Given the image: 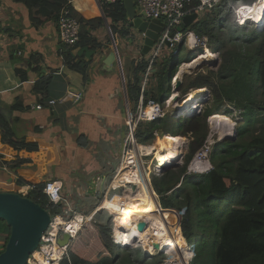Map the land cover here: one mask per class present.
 Returning <instances> with one entry per match:
<instances>
[{
  "label": "trees",
  "instance_id": "1",
  "mask_svg": "<svg viewBox=\"0 0 264 264\" xmlns=\"http://www.w3.org/2000/svg\"><path fill=\"white\" fill-rule=\"evenodd\" d=\"M14 1L26 7L34 26L44 22L40 16L57 21L66 2V0ZM257 1L221 0L206 10L188 28L197 37L207 38L208 48L218 53L223 69L216 73L208 70L184 74L178 91L183 97L189 89L207 88L211 94L212 104L209 106L206 104L197 115L173 118L165 114L155 120L141 122L135 130L137 141L141 144L153 141L154 130L160 131L161 134L188 137L187 151L183 157L184 164L179 172L176 174L170 167L163 168L160 176H152L150 180L153 190L159 195L162 207L184 210L180 229L189 243H195V255L190 264H264V126L258 132L252 129L257 122L264 120V117L258 118L259 113L264 115V27L244 30L246 23L237 22L235 12L240 4L252 8ZM197 4L198 0H193L187 9ZM102 9L113 32L116 31L115 24L126 23L124 6L120 1L102 3ZM243 19L245 21L249 18ZM79 22V40L66 48L65 58L71 69L84 72L88 63L83 62V58L88 57L91 61L98 46L89 27L92 22L103 25V21L96 18L90 21L80 19ZM4 29L1 24L0 32ZM185 31L186 29H183V32ZM122 34L129 35L128 30ZM233 43L239 48L231 47ZM77 46L79 59L74 60L71 51ZM178 57L179 47L171 62L168 60L159 63L156 71L151 73L157 80L156 91L146 87L141 91L149 59L141 54L140 58L131 62L129 72L126 71V87L134 114L135 106L141 97L144 107L149 98L161 103L168 98L171 91L169 80L164 87L163 95L158 97L159 75L168 66L172 76L176 69L173 64L177 62ZM189 60L191 56L183 61ZM155 66L156 61L153 62L152 68ZM46 80L41 78L35 84L34 90L40 95L46 87ZM235 88H239L238 94L233 92ZM257 88L262 91L261 100L255 96ZM226 103L241 110L242 127L237 128L236 125L235 139L219 141L212 146L208 157L213 165L210 171L194 175L186 173V166L193 158V154L206 140L207 118L212 114L231 115V109L223 108V104ZM0 134L1 140L13 147H27L29 150L37 148L36 145H28L24 141L15 142L9 127L1 123ZM143 173L147 178V171L144 168ZM20 183L18 181V184ZM32 185L33 188L25 196L47 209L50 214H56L62 209L63 205L51 203L43 193L45 182H34ZM142 185V188H145L146 199L141 194L137 199L127 197L131 202H118V212L114 215L118 219L123 212L125 213V220L121 226L135 213L137 205L141 203H148L152 206L151 210H157L155 206L153 209L156 201L150 196L155 193L147 180ZM101 206L109 209L116 207L108 200H103ZM162 214L164 216L168 213L162 211ZM111 220L109 217L104 224L87 221L69 249V262L64 258L59 264H142L146 255L141 249L126 251L110 240ZM0 222L4 223L2 220ZM6 228L5 243L10 231L8 226ZM199 231L201 234L197 235ZM179 243L184 244V241L171 243L170 247L174 248ZM123 246L128 247L124 242ZM187 253L184 256L188 262Z\"/></svg>",
  "mask_w": 264,
  "mask_h": 264
},
{
  "label": "crops",
  "instance_id": "2",
  "mask_svg": "<svg viewBox=\"0 0 264 264\" xmlns=\"http://www.w3.org/2000/svg\"><path fill=\"white\" fill-rule=\"evenodd\" d=\"M65 8L78 22L80 19L90 21L96 18L103 21V25L92 22L89 27L98 46L91 61L88 57L83 58V62L88 63L84 72L68 66L66 48L71 46L60 41L57 21L40 16L44 22L34 26L23 4L14 0H0V24L5 27L0 32V123L9 127L15 142L24 141L37 147L32 150L13 147L2 141L0 134V191L26 195L33 188L29 189V186H33L34 182L55 181L62 185L63 195L69 205L78 213L90 216L87 221L104 224L109 217L112 218L111 234L116 223L115 215L111 212H118L119 201L131 202L127 200L129 196L122 194H126L129 188L133 189L131 193L138 190L133 185L109 191H105V187L121 164L123 143L128 133L127 123L135 116L141 100L140 98L135 106L134 114V107L127 96L126 71L129 72L133 60L144 54V34L130 27L127 18L124 25L115 24L116 31L113 32L103 12L101 0H66L62 10ZM203 14H197L190 25ZM260 25L259 28L264 27ZM189 26L184 29L190 31ZM126 30L129 35L122 34ZM116 36L121 37L120 48H117ZM126 43L138 46V55H128L125 52ZM183 47L188 52V58L194 51L179 44V54ZM206 48L209 49L208 46ZM151 49L144 57L149 59ZM71 52L74 60H78V46ZM111 53H114L112 58ZM154 71L153 67L152 72ZM183 76L181 75V80ZM41 78L47 80L40 95L34 89ZM147 82L146 88L156 91L158 85L155 84L153 88V84L149 80ZM191 90L194 89H189ZM178 92L174 90V93ZM186 94L178 97V100H182ZM77 95L80 97L77 98ZM209 96L211 98V94ZM49 100H55V103L50 105ZM37 104H41L42 108H35ZM172 112L174 113V109ZM168 113L170 115L171 111L168 110L166 114ZM232 132V136H236L235 128ZM161 135L160 131L154 130L153 141ZM235 136L224 140H233ZM134 140L137 145L141 144L135 133ZM187 143L184 139L183 148L186 151ZM152 176L155 175L149 176L147 180L153 190L150 180ZM98 180L102 182L97 185ZM18 181L21 183L18 184ZM177 187L178 185L175 186ZM118 190L120 193H116ZM153 192L160 205L159 195L154 190ZM87 199L93 200L91 204H86L88 208L86 205L76 204V201L83 203ZM103 200H108L116 207L103 208ZM146 204L148 203L139 204L135 214L140 213L138 210L147 212ZM100 211L102 212L99 213ZM102 213L105 218L101 217ZM6 236V225L0 222V248L4 246ZM134 241L136 237L129 242L123 241L128 247L112 242L126 251L141 249L146 255L145 259L148 258L147 261L144 259L143 264H162L163 255L159 260L152 258L156 253H149L150 248L145 242H142L145 248L141 244V247L136 248V245L133 246ZM186 242L189 243L187 240ZM189 244L195 247V243Z\"/></svg>",
  "mask_w": 264,
  "mask_h": 264
},
{
  "label": "built area",
  "instance_id": "3",
  "mask_svg": "<svg viewBox=\"0 0 264 264\" xmlns=\"http://www.w3.org/2000/svg\"><path fill=\"white\" fill-rule=\"evenodd\" d=\"M102 3H113L117 0H101ZM221 0H198V4L196 6L190 7L193 0H134V4L139 9L140 13L143 14L148 19H160L163 22V30L161 35L159 36L156 44L152 47L149 57V65L145 71L143 76V81L141 85V91H144V88L147 85V81L151 77L152 73V65L153 62L156 61V56H158L159 50L163 45L166 47L173 49V54H177L178 49H175L176 46L182 44L190 51H195L198 48L202 47V50H207V38L202 37L198 38L191 31H181L179 29L180 24L182 22V18L190 12L204 13L206 10L212 8L214 5L218 4ZM237 22L240 23V18L237 17ZM79 28L80 24L78 20L73 17L67 8L63 9L57 19V32L60 41L66 45H73L79 40ZM171 31L174 33L172 34ZM201 46V47H200ZM210 58H214L217 56V53L211 52ZM206 91V94L203 96L202 102L206 99V95H208L209 91L206 88H203ZM77 98L80 96L77 95ZM172 98V97H171ZM170 99V98H168ZM55 100H49L48 104H54ZM166 106L168 101H165ZM35 108L41 109L42 105L37 104ZM230 108V107H229ZM232 109V108H230ZM202 111L201 106H198L195 112L192 115L200 114ZM239 115L241 116V110L238 109ZM167 113V109L161 106V102L154 100L153 98H149L146 102L145 107L142 104V97L140 103L138 105L136 114L132 119L127 123L128 133L124 139L123 149L121 154V164L114 174V177L109 181V183L105 187V191L126 188L133 185V187H138L140 185L139 179L136 176V166H135V157L133 156V149L136 140H134V133L139 123L144 121H152L157 118L163 117ZM191 115V116H192ZM213 116V114H212ZM211 118V115L207 118V121ZM231 132L226 136L232 135ZM208 136L206 137L207 140ZM206 140L204 141L202 147H205V151H207L208 146L206 144ZM140 148V158L143 161V166L148 170V176L155 175L158 176L162 173V168L157 170L154 169V154L148 153L146 151V147L149 146L147 144H139ZM199 149V151H200ZM152 154V155H151ZM151 155V156H150ZM195 155V154H194ZM197 155H201L200 153H196V155L191 159L190 164L188 166V171L186 173H206L210 171L213 166L209 169H204L203 162L201 160V156L198 158L197 163L192 166L194 158ZM121 175V177H119ZM124 175L125 177H123ZM123 177V178H122ZM147 180V179H146ZM148 181V180H147ZM102 181L98 180V184ZM149 183V182H148ZM33 186H29L31 189ZM43 193H45L49 199V201L53 204H61L62 209L56 213L51 214V221L43 233L40 243L37 249L29 256L26 264H59L61 260L66 258L69 262V249L75 240L77 234L81 227L85 224V222L90 218L89 215L78 213L75 211L70 205L68 200L64 197L62 191V185L57 184L55 181L47 180L43 187ZM25 196V194H24ZM105 196V195H104ZM160 208H162L160 206ZM164 211H167L168 215L165 218L159 219V222H162L161 225H157L158 227H154L152 224L148 225L145 230L147 233H150V236H147L145 239V244L149 243L150 252L154 251L157 254L163 255L162 264H186L182 261V256L188 251L189 260L187 264H190V261L194 257V245L189 244L186 241L185 248H178L176 251L172 250L171 252L166 247V243L164 241L166 238L173 233H177L183 237L181 231V215L183 212L162 208ZM160 210L157 209L152 214L148 215L150 219H158ZM152 231V232H149ZM161 232L162 241L157 240L158 233ZM63 233L69 235V239L63 245L59 244V240L62 238ZM110 237L113 242L123 246L122 241H117L114 235V229L112 230ZM185 240V238L183 237ZM163 243V244H162ZM141 244L142 247L145 248V244L136 239L133 242V246Z\"/></svg>",
  "mask_w": 264,
  "mask_h": 264
},
{
  "label": "water",
  "instance_id": "4",
  "mask_svg": "<svg viewBox=\"0 0 264 264\" xmlns=\"http://www.w3.org/2000/svg\"><path fill=\"white\" fill-rule=\"evenodd\" d=\"M120 2L124 6L128 25L144 34L142 51L147 54L155 41L158 40L159 34L163 30V22L160 19H148L143 14L138 13L134 0H120ZM196 17V12L186 14L182 18L179 29L188 27ZM262 25H264V20ZM113 56L114 53H111L110 58ZM173 66H177L176 61ZM173 76L169 73L168 80H171ZM180 80L181 78L174 82V90L176 92L181 84ZM172 99L179 102L177 95H174ZM234 136L227 138H234ZM131 190L133 189H127V191ZM0 220L10 228L7 241L0 252V264H26L29 256L37 249L41 237L51 221V214L47 209L27 196L18 192L1 190ZM143 228H145V223H140L139 230H143ZM68 239L69 235L63 233L62 238L58 242L63 245Z\"/></svg>",
  "mask_w": 264,
  "mask_h": 264
},
{
  "label": "rangeland",
  "instance_id": "5",
  "mask_svg": "<svg viewBox=\"0 0 264 264\" xmlns=\"http://www.w3.org/2000/svg\"><path fill=\"white\" fill-rule=\"evenodd\" d=\"M259 1V0H258ZM257 1V2H258ZM256 5V4H255ZM254 5V6H255ZM254 6L252 7L253 9H254ZM246 18H249V19H246L245 21H244V23H246L245 24V29L244 30H246V31H248L251 27H255L256 29H260L259 27L261 26L260 24H257V21H256V19H254L252 16H249V17H246ZM253 20V21H252ZM116 38V42H117V44H118V46H117V48H120L121 47V37L120 36H116L115 37ZM231 47H233V48H235V46H236V44L234 45V43L233 44H231L230 45ZM201 47V46H200ZM236 48H239V46H236ZM175 49H178V45L176 46V48ZM182 50H181V53L179 54V57H178V60H177V62H178V64H177V66H176V69H175V72H174V74L176 73V71H177V68H178V66L182 63L181 61H183V60H185L186 58H187V51H186V49L183 47V48H181ZM242 50H244V48H241ZM125 52L128 54V55H138V53H139V48H138V46H136L135 44H128V43H126L125 44ZM202 52V47L199 49H197V50H195L194 52H191V54H190V56H191V59H193L194 58V56L195 55H197V54H200ZM211 52V51H210ZM134 53V54H133ZM157 58H156V66H155V71H156V68H157V65L159 64V63H161V62H164V61H172L173 59H174V54H173V49H170V48H168V47H166V45H163L162 46V48L159 50V52H158V56H156ZM190 61V60H189ZM188 61V62H189ZM220 64H221V59H220V57H219V55L217 54V56L216 57H214L213 59L212 58H208V60L207 59H202L201 61H200V63H198L194 68H190V69H188L186 72H184L182 75H184V74H193V73H195V72H198V71H202V72H206V71H212V72H214V73H216V72H218V71H221L222 69H223V67L222 66H220ZM154 71V72H155ZM173 74V75H174ZM168 75H169V72H168V66L167 67H165V70H162L161 71V73H160V75H159V82H160V92H159V97L161 96V95H163V92H164V87L166 86V83H167V80H168ZM172 75V76H173ZM174 77V76H173ZM173 77L171 78V80H169L170 81V83H171V91H170V95L168 96V98L169 97H171V95H177L179 98L181 97V93L180 92H178V93H174V82L172 81L173 80ZM149 81L153 84V88H155V84H157V80H156V78H153L152 76L149 78ZM259 85V84H258ZM233 92L235 93V94H238L239 93V88H235L234 90H233ZM205 93V92H204ZM256 97L257 98H260V100H261V98H262V91H261V89L260 88H257V90H256ZM210 94H208L207 96H206V99L202 102V100H203V98H201V101L200 102H198L197 104H196V107L194 108V111H195V109L198 107V106H201V109H203V107H205V105L206 104H208V106L209 105H211L212 104V102H211V98H210V96H209ZM167 98V99H168ZM166 99V100H167ZM166 100H164L162 103H161V106L162 107H164V108H166V103H165V101ZM232 108L231 109V115L230 116H227L226 114H215L214 116H220V118L219 119H209L208 121H207V126H208V134H207V136H208V138H207V140H206V144L205 145H207L208 146V149H207V151H205V147H203L202 149H200V151L198 150L196 153L198 154V153H200L202 156H201V160H202V162H204L203 163V165H204V169H209V168H211V166H213L212 165V163L209 161V152L212 150V146L216 143V142H222L224 139H227V137H232V135H229V136H226L225 138H224V134H226V130H227V122L226 121H223L222 120V118H226V117H228V119H229V123H231L232 122V129H231V131H230V133L233 131V129L235 128L236 129V125H238L237 126V128H239V127H242V123H240V121H241V116L239 115V112H238V109L237 108H235V106H233L232 104H229V103H226V104H223V108ZM229 108V109H230ZM170 109V108H169ZM168 109V110H169ZM167 110V111H168ZM224 110V109H223ZM169 114V113H168ZM173 114V116H181V117H183L184 115L183 114H176L175 112L174 113H172ZM170 116H172L171 115V113H170ZM185 117V116H184ZM261 117H264V115H263V113H259V115H258V118H261ZM262 126H264V120L262 121V122H257L255 125H254V127L252 128L254 131H256V132H258V131H260L261 129L260 128H262ZM223 128H225L223 131H222V129ZM229 133V134H230ZM183 138L185 139V142L187 143L188 142V137L187 136H183ZM156 140V139H155ZM155 140L154 141H152L151 143H149L150 145L151 144H153L154 142H155ZM185 147V146H184ZM158 150V148L155 150V151H157ZM154 151V152H155ZM185 153H186V148H183V151H182V153H180V154H178V156H177V158L175 159V160H173L172 161V163H170L169 164V167L172 169V170H174V172L177 174L178 172H179V170H180V168L183 166V164H184V159H183V157H184V155H185ZM196 153H195V155H196ZM154 154V153H153ZM152 155V154H151ZM150 155V156H151ZM194 155V154H193ZM194 155V156H195ZM193 156V157H194ZM153 163H154V161H153ZM189 164H190V162L187 164V166H186V171H188V166H189ZM146 171L148 172V170H147V168H146ZM208 172V171H207ZM149 173V172H148ZM188 174H192V175H194V174H198V173H188ZM148 177L149 176H147V178L146 179H148ZM151 178V177H150ZM143 186V185H142ZM144 189L145 188H143V189H141L140 187H138V190H136L134 193H131V191H128V192H125L126 194H122V195H126V196H130V197H133L134 195H135V198L134 199H137V198H139L140 196H141V194L144 196V198L146 199V194H145V192H144ZM120 190H118L116 193H120L119 192ZM133 192V191H132ZM153 195V196H152ZM151 196H150V198L151 199H153L154 198V200L156 201V205H153V209H154V206L157 208V209H159L160 208V205H158L159 203L157 202V200H156V197H155V195L154 194H152ZM112 199V198H111ZM92 199H87L85 202H83V203H81L80 201H76V204L77 205H82V206H84V205H89V204H91L92 203ZM80 203V204H79ZM86 205V207L88 208V206ZM158 206H159V208H158ZM151 208L149 209V210H151L152 209V206H150ZM107 208V207H106ZM116 212L117 211H115L114 213L113 212H111L112 214H116ZM160 212L162 213V210H161V208H160ZM134 215V214H133ZM101 217H104L105 218V216H104V214L102 213V216ZM107 216H106V220H107ZM125 220V213L123 212L122 213V216L121 217H119L118 218V221H117V223L115 224V229H116V232H115V238H117V232L118 233H121L122 234V229H124V228H122L123 226H121V224H122V222ZM125 227V226H124ZM201 234V232L199 231L198 233H197V235H200ZM120 237L121 236H119V238H117V240H119L120 239ZM182 240V239H181ZM4 247V246H3ZM3 247L2 248H0V252L3 250ZM139 247H141V245L140 244H137L136 245V248H139ZM152 252H154V251H152ZM158 258V260L159 259H161L162 258V255H160V254H155V255H152V258ZM146 261L148 260V258H146L145 259ZM148 263H150V262H148ZM184 263H186V261L184 260ZM143 264V263H142Z\"/></svg>",
  "mask_w": 264,
  "mask_h": 264
},
{
  "label": "bare ground",
  "instance_id": "6",
  "mask_svg": "<svg viewBox=\"0 0 264 264\" xmlns=\"http://www.w3.org/2000/svg\"><path fill=\"white\" fill-rule=\"evenodd\" d=\"M254 8L262 9L261 17L259 19H256L257 24H262L263 20H264L263 19L264 18V0H259V2H257V4L254 6ZM210 55H212V54L209 51V49H207V50H203L200 54L195 55L194 58L191 59L189 62H182L177 68V71H176L175 76H174L175 79L172 81L176 82L175 80H178L184 72H186L190 68H194L198 63H200V61L202 59L208 60V58H210ZM205 94H206V91L203 88H199V89L189 91L186 94V96L182 100H180L179 102H176V101H174V99L170 98L167 100L168 101L167 109L170 108L169 110L171 111V115H172V113H173L172 111L174 109V112L176 114H183L186 117L191 116L193 114V112H195L194 108L196 107V104L201 101V98H203V96ZM172 117H179V116H172ZM211 118L217 120L220 118V116H218V115L214 116L213 115V116H211ZM222 120L227 122L226 135H228L232 129V122L229 123L228 117L222 118ZM224 129L225 128H223L222 131ZM183 143H184V138L182 136H179V135L178 136H172L169 134L168 135L162 134L159 138H157L155 140V142L153 144L147 146L146 151L148 153H152V154L154 153V155H153L154 156V169L157 170L161 167H166L167 165L172 163V161L177 158L178 154L182 153ZM139 147L140 146L137 144L134 145L133 156L135 157L136 176L139 179L138 181L140 182V185L138 187L143 189L142 183L144 181H146V177H144V173H143V168H144L143 161L139 156L140 155V148ZM157 148H158V150L155 151ZM200 156L201 155H197L194 158L193 163L191 164L192 166H194L197 163V160ZM144 170H145V168H144ZM122 176L125 177L124 175H122ZM119 177H121V175ZM146 205H148L147 214H145L144 212H140V213L135 214L137 211V207L139 206V205H137L134 215L129 217L126 220V222L124 223V225L122 227V228H124V229H122V234L117 232V235L119 234V236H121L119 240L123 239L124 242L126 240L129 242L130 240H132L133 238L136 237V239H138L139 242H141V243L145 242L146 237L150 236L149 235L150 233H147L146 232L147 230H145L144 228H143V230H139V224L140 223H145V228L151 224L154 227L159 228L158 225L162 224V222H159V219L165 218L168 214L163 216V214L161 212H159L160 216L158 219H155V218L150 219V218H148V215L150 213L152 214V212H154L156 209L149 210L150 205L149 204H146ZM158 208H159V206H158ZM159 210H160V208H159ZM161 210L164 211L162 208H161ZM115 217H116V215H115ZM117 221H118V219L116 218V223H117ZM115 232H116V229L114 227V235H115ZM149 232H152V231H149ZM161 236H162V233L159 232L157 240L162 241ZM180 238L182 240H180ZM183 241H184V244L179 243V244H176V247H174V248L170 247L171 243L183 242ZM185 241L186 240H184L182 236L179 237V234L173 233L172 235L170 234L166 238V240L164 241V244L166 243V247L171 252L172 250L176 251L178 248H182V247L185 248V246H186ZM146 246H148V248H150L149 243H147ZM184 260L186 261V264H187V260L185 259V256L184 257L182 256L183 263H184Z\"/></svg>",
  "mask_w": 264,
  "mask_h": 264
},
{
  "label": "clouds",
  "instance_id": "7",
  "mask_svg": "<svg viewBox=\"0 0 264 264\" xmlns=\"http://www.w3.org/2000/svg\"><path fill=\"white\" fill-rule=\"evenodd\" d=\"M236 16L240 18V23H244V19L246 17L252 16L254 19H259L262 14V9L260 8H249L244 4H240L236 9ZM184 237V236H183ZM119 238V234L117 235Z\"/></svg>",
  "mask_w": 264,
  "mask_h": 264
}]
</instances>
